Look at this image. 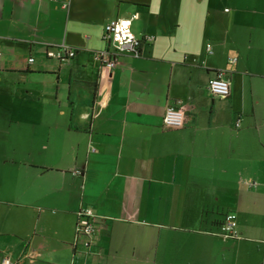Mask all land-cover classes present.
Returning a JSON list of instances; mask_svg holds the SVG:
<instances>
[{
	"label": "crops",
	"instance_id": "crops-1",
	"mask_svg": "<svg viewBox=\"0 0 264 264\" xmlns=\"http://www.w3.org/2000/svg\"><path fill=\"white\" fill-rule=\"evenodd\" d=\"M233 1L0 0V257L264 264V0ZM133 14L139 54L105 73L104 26ZM62 44L75 54L46 56ZM216 69L225 97L208 90ZM81 208L97 220L88 247ZM228 211L239 237L218 240Z\"/></svg>",
	"mask_w": 264,
	"mask_h": 264
},
{
	"label": "built area",
	"instance_id": "built-area-1",
	"mask_svg": "<svg viewBox=\"0 0 264 264\" xmlns=\"http://www.w3.org/2000/svg\"><path fill=\"white\" fill-rule=\"evenodd\" d=\"M60 3L61 8L67 9L70 0H55ZM136 17L133 14L131 17H119L108 21L104 26V38L108 42V47L98 50L95 53V59L99 62L103 72H110L116 63V57L119 54L138 55V40L131 29V21ZM206 51L211 53V46L206 44ZM75 54V49L64 44L51 46L46 51L48 58L66 60ZM236 58H229L230 63ZM29 58V61H32ZM208 90L211 95L217 97H225L229 95L230 86L227 76V69H216L214 75L208 81ZM185 120L184 109L181 106V101L177 100L174 104L165 107L163 113V123L170 128H179L183 126ZM80 173L79 169L72 170V174ZM96 218L89 208H81L79 217L75 227L76 235L84 237L86 247L93 242L97 230ZM218 234L224 238H238L237 231V216L233 211H228L224 214L219 226ZM0 264H13L8 254H2Z\"/></svg>",
	"mask_w": 264,
	"mask_h": 264
},
{
	"label": "rangeland",
	"instance_id": "rangeland-1",
	"mask_svg": "<svg viewBox=\"0 0 264 264\" xmlns=\"http://www.w3.org/2000/svg\"><path fill=\"white\" fill-rule=\"evenodd\" d=\"M220 2L222 3V5H225L226 7L230 8L231 5H232V2L233 4L235 3L233 0H220ZM58 60V59H57ZM217 239L218 240H231L229 238H222L220 236H217Z\"/></svg>",
	"mask_w": 264,
	"mask_h": 264
},
{
	"label": "trees",
	"instance_id": "trees-1",
	"mask_svg": "<svg viewBox=\"0 0 264 264\" xmlns=\"http://www.w3.org/2000/svg\"><path fill=\"white\" fill-rule=\"evenodd\" d=\"M182 127V126H181ZM180 128V127H179ZM221 223V222H220ZM219 226H220V224H219Z\"/></svg>",
	"mask_w": 264,
	"mask_h": 264
}]
</instances>
